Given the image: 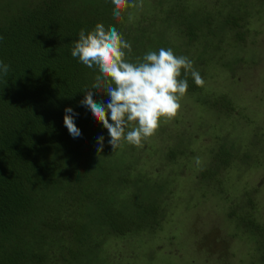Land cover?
Instances as JSON below:
<instances>
[{
  "label": "trees",
  "instance_id": "trees-1",
  "mask_svg": "<svg viewBox=\"0 0 264 264\" xmlns=\"http://www.w3.org/2000/svg\"><path fill=\"white\" fill-rule=\"evenodd\" d=\"M159 1L151 2L157 12L148 11L154 18H131L142 6L127 8L117 20L112 0H0V60L10 66L0 76V264H122L110 256V242L154 236L173 215L171 203L180 193L172 195L171 178L139 166L134 145L113 152L108 130L81 104L98 70L72 57L73 44L81 29L87 33L103 23L132 45L131 62L171 48L189 58L204 80L214 67L234 74L240 57L252 49L245 45L247 9L254 8L260 20L264 0H214L212 9L204 1L199 11L186 0H168L162 8ZM229 45L233 51L223 60ZM187 80V93L216 115L220 128L242 106L226 93L197 86L190 75ZM92 92L98 102L110 100ZM68 107L81 137L73 138L64 124ZM101 135L104 149L98 154ZM251 136L242 142L216 134L201 152L205 157L197 156L203 159L193 188L223 200L225 186L236 185L225 174L264 167V133ZM189 144V137H173L162 159L187 158ZM237 187L241 193L234 200L231 192L227 211L232 236L264 264V220L256 216L251 190Z\"/></svg>",
  "mask_w": 264,
  "mask_h": 264
},
{
  "label": "rangeland",
  "instance_id": "rangeland-1",
  "mask_svg": "<svg viewBox=\"0 0 264 264\" xmlns=\"http://www.w3.org/2000/svg\"><path fill=\"white\" fill-rule=\"evenodd\" d=\"M152 1L157 0H143L146 9L139 8L140 11L133 13L131 18H154L153 14L148 13L157 12L154 10L156 2L152 4ZM161 1V8L165 2L168 3V0L159 2ZM186 1L196 6L205 1L210 9L216 4L214 0ZM218 1L219 4L230 2ZM136 3L139 4L140 0H136ZM196 6L194 8L199 11L201 6ZM224 8L227 9V5ZM253 10L254 8L247 9L251 13L246 19L248 32L245 40V45L252 49L240 57L242 62L239 61L236 65L234 74L229 71L221 72V69L214 67L212 73L204 75L206 90L226 93L233 100L241 102L242 106L227 119L228 123L226 120L220 128V120L216 115L203 110V106L198 105L194 97L186 93L180 100L181 108L177 117L167 122L161 118L160 127L144 142L143 148L135 146L141 156L139 166L152 176H156L157 172L158 175L170 177L175 187L172 195L180 194L174 201L176 205L171 203L173 215L162 223L161 230L156 235L141 233L134 239L110 242L115 247L110 246V256L120 258L122 264H258V256L245 250L243 241L232 236L235 227L229 220L227 211L233 202L231 192L235 195L234 200L241 193L238 184L251 190L257 205L254 210L256 216L261 221L264 220V167L246 171L234 168L229 171V175L225 174L230 183L236 180V190L230 185L225 186L223 200L214 193L202 196L200 189L197 191L193 188L205 157L201 152L213 145L216 134H228L230 138L239 141L242 137L244 142L252 138L251 133L259 130L264 133V15L259 20ZM259 10L264 13L261 7ZM209 11L213 13L212 10ZM229 46L231 47L223 60L229 59L228 54L233 51V46ZM240 114L242 118H238ZM179 135L189 137L191 144L187 148L192 153L187 158L179 157L177 163L163 160L162 151L170 145L173 137ZM200 153L203 158L197 163ZM122 254H125L124 258ZM134 258L136 263L132 262Z\"/></svg>",
  "mask_w": 264,
  "mask_h": 264
},
{
  "label": "clouds",
  "instance_id": "clouds-1",
  "mask_svg": "<svg viewBox=\"0 0 264 264\" xmlns=\"http://www.w3.org/2000/svg\"><path fill=\"white\" fill-rule=\"evenodd\" d=\"M112 4L113 16L119 20L127 8L142 7L143 0L139 4L136 0H112ZM131 51L132 45L122 34L103 23H97L87 33L81 29L71 49L72 57L87 68L98 70L91 89L110 97L107 103L98 102L92 90H87L81 104L108 130L113 152L125 143L143 148L160 127L161 118L167 122L177 117L180 100L189 87V75L197 86L205 84L193 62L177 56L171 48L149 51L136 62L128 59ZM9 68L0 60V76H6ZM182 73L184 78H180ZM64 124L73 138L81 137L71 107L65 109ZM104 139L102 135L98 137V154L103 153Z\"/></svg>",
  "mask_w": 264,
  "mask_h": 264
}]
</instances>
